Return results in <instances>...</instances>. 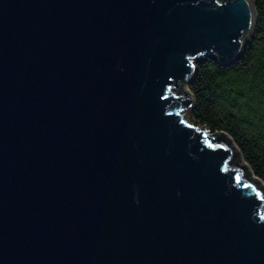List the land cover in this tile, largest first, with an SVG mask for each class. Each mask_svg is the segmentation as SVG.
Segmentation results:
<instances>
[{
	"label": "water",
	"instance_id": "water-1",
	"mask_svg": "<svg viewBox=\"0 0 264 264\" xmlns=\"http://www.w3.org/2000/svg\"><path fill=\"white\" fill-rule=\"evenodd\" d=\"M255 5L0 0V264H264V182L188 89Z\"/></svg>",
	"mask_w": 264,
	"mask_h": 264
},
{
	"label": "trees",
	"instance_id": "trees-1",
	"mask_svg": "<svg viewBox=\"0 0 264 264\" xmlns=\"http://www.w3.org/2000/svg\"><path fill=\"white\" fill-rule=\"evenodd\" d=\"M255 2L257 24L241 58L230 65L216 56L200 60L188 89L194 120L234 142L247 175L264 182V0Z\"/></svg>",
	"mask_w": 264,
	"mask_h": 264
},
{
	"label": "rangeland",
	"instance_id": "rangeland-1",
	"mask_svg": "<svg viewBox=\"0 0 264 264\" xmlns=\"http://www.w3.org/2000/svg\"><path fill=\"white\" fill-rule=\"evenodd\" d=\"M249 99H250V97L247 96V97H243V98L241 99V101H242V103H247V104H248V102L250 101ZM190 120L194 121L193 116H192V113H191ZM204 127H205V126H202V128H204Z\"/></svg>",
	"mask_w": 264,
	"mask_h": 264
}]
</instances>
